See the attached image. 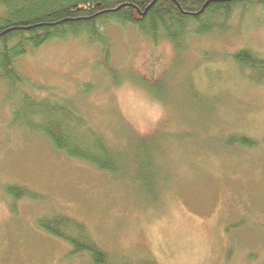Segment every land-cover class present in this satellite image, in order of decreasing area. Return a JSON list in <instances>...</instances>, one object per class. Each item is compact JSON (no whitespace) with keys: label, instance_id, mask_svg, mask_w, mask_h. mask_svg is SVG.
I'll list each match as a JSON object with an SVG mask.
<instances>
[{"label":"rangeland","instance_id":"1","mask_svg":"<svg viewBox=\"0 0 264 264\" xmlns=\"http://www.w3.org/2000/svg\"><path fill=\"white\" fill-rule=\"evenodd\" d=\"M246 8L180 47L109 23L107 58L82 31L15 59L35 96L70 99L124 161L114 173L55 149L14 120L19 95L0 78V264H91L37 225L54 212L85 223L113 264H264V84L227 58L264 56V8ZM140 142L153 149L149 187L131 179ZM7 185L32 194L13 202Z\"/></svg>","mask_w":264,"mask_h":264},{"label":"trees","instance_id":"2","mask_svg":"<svg viewBox=\"0 0 264 264\" xmlns=\"http://www.w3.org/2000/svg\"><path fill=\"white\" fill-rule=\"evenodd\" d=\"M248 6L264 8V0H0V78L19 95L13 118L29 129L41 132L66 156L99 170L122 173L124 160L110 148L104 136L77 106L63 99L35 96L17 70L15 59L50 39L77 35L82 31L87 32L90 40L97 41L94 43L99 44L103 58H107L110 43L100 25L109 23L135 24L140 33L153 42L166 39L180 47L188 35L224 33L231 26L232 15L246 11ZM227 58L246 80L264 84L263 55L239 48L230 52ZM226 139L240 147L255 146V142L244 135L230 134ZM152 156L151 144L140 142L128 158L134 171L131 179L143 187H149L157 177ZM4 188L13 202L32 194L14 185ZM37 225L66 241L70 245V254L87 255L91 264H113L108 252L92 238L85 223L54 212L39 218ZM145 260L137 264H151ZM127 261L123 257L116 264Z\"/></svg>","mask_w":264,"mask_h":264},{"label":"bare ground","instance_id":"3","mask_svg":"<svg viewBox=\"0 0 264 264\" xmlns=\"http://www.w3.org/2000/svg\"><path fill=\"white\" fill-rule=\"evenodd\" d=\"M63 100H67V101H70V102H72L70 99H65V98H64Z\"/></svg>","mask_w":264,"mask_h":264},{"label":"water","instance_id":"4","mask_svg":"<svg viewBox=\"0 0 264 264\" xmlns=\"http://www.w3.org/2000/svg\"><path fill=\"white\" fill-rule=\"evenodd\" d=\"M135 19H137V17H135Z\"/></svg>","mask_w":264,"mask_h":264}]
</instances>
